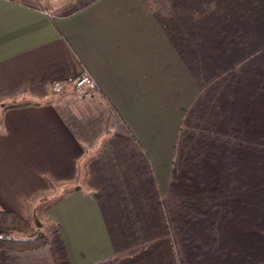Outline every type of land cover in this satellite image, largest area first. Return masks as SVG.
Here are the masks:
<instances>
[{"label": "crops", "instance_id": "0c3cea01", "mask_svg": "<svg viewBox=\"0 0 264 264\" xmlns=\"http://www.w3.org/2000/svg\"><path fill=\"white\" fill-rule=\"evenodd\" d=\"M35 4L0 0V209L50 241L1 263L264 264V0Z\"/></svg>", "mask_w": 264, "mask_h": 264}, {"label": "trees", "instance_id": "16d2710c", "mask_svg": "<svg viewBox=\"0 0 264 264\" xmlns=\"http://www.w3.org/2000/svg\"><path fill=\"white\" fill-rule=\"evenodd\" d=\"M34 6L39 7L37 4ZM19 104L22 103L11 102V105ZM48 229L49 225L38 216L27 217L15 210L0 209V250L10 248L22 251L48 244Z\"/></svg>", "mask_w": 264, "mask_h": 264}, {"label": "built area", "instance_id": "2783aa9c", "mask_svg": "<svg viewBox=\"0 0 264 264\" xmlns=\"http://www.w3.org/2000/svg\"><path fill=\"white\" fill-rule=\"evenodd\" d=\"M34 1L40 8L46 10L49 14L57 9L58 3L61 0H32ZM71 85L73 89L79 93L84 94L89 91H92L97 88V80L92 75L90 71L84 69L80 74L74 77L70 81H61L57 80L52 83V89L54 92L61 93L65 90V88Z\"/></svg>", "mask_w": 264, "mask_h": 264}, {"label": "rangeland", "instance_id": "374dc122", "mask_svg": "<svg viewBox=\"0 0 264 264\" xmlns=\"http://www.w3.org/2000/svg\"><path fill=\"white\" fill-rule=\"evenodd\" d=\"M56 193L57 192L54 191V190H49L47 192L42 193V194H44V198H41L40 202H37V199L33 200V203H35V202L36 203H41V204H38V207H37L38 212H40L41 210L45 209V206L47 205V203L50 202L51 200H53L56 197ZM42 194L37 195V197H40ZM41 217L43 218V215Z\"/></svg>", "mask_w": 264, "mask_h": 264}]
</instances>
